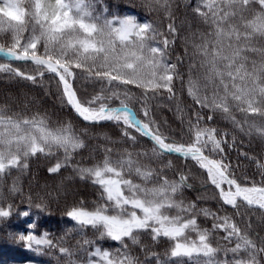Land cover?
Listing matches in <instances>:
<instances>
[{"label": "snow or ice", "instance_id": "1", "mask_svg": "<svg viewBox=\"0 0 264 264\" xmlns=\"http://www.w3.org/2000/svg\"><path fill=\"white\" fill-rule=\"evenodd\" d=\"M97 2L29 0L25 9L20 0H0V33H9L7 42L0 43V58L7 60L0 62V73L32 83L49 73L57 79L62 103L84 122L90 126L111 122L132 145L137 143L133 131L149 138L153 145L150 152L133 154L125 150L118 160L113 161L106 155L91 168L77 169L82 178L87 176L99 186L102 202L88 209L81 201L67 212V217L81 233L91 227L100 237L110 238L121 246L115 251L94 247L88 254L87 264H138L128 251V242L139 243L141 232L149 233L153 241L161 237L174 241L169 254L181 258L180 264L184 257L194 259L196 264H260V258L264 257V237L252 239L231 217L219 216L205 208L197 212L195 204L185 205L178 200L177 195L191 187L189 176L180 173L178 180H169L162 172L134 159V155L160 159L168 154L190 159L206 172V183L214 186L223 205L237 212L242 204L264 210V180L260 186L255 181L251 186L237 181L223 155L226 133L218 135L217 129L203 125L204 118L197 112L194 121L187 122L190 142H178L161 132L151 118L149 93L154 96L164 90L172 97L175 95L173 82L180 79L176 64L168 63L176 35L170 0H142L147 10L161 7L168 13V36L153 23H141L134 16L114 14L109 18L103 13L95 14ZM194 12L210 25L211 31L201 33L200 42L193 45V56L199 58L197 63L203 70L204 83L202 89H194L191 72L196 64L190 63L189 95L201 109L223 114L243 131L240 121L232 115L233 108L245 116L252 113L264 118V48L254 43L257 38L264 39V0H200ZM5 24L7 28L3 27ZM25 32L27 36L23 35ZM250 54L259 59H250ZM180 59L177 57L178 62ZM16 61L31 62L36 66L35 73L28 74L13 67ZM75 69L81 70L82 79L99 82L100 91L82 100L73 86L77 77ZM129 85L142 90L143 120L126 102L132 98ZM114 99L119 101V106H111ZM212 118L210 114L208 120ZM251 129L264 137V126L253 124ZM232 143H235L234 137ZM82 147L84 142L72 131L70 123L50 129L46 117L8 115L0 106V176L11 167L26 169L27 163H21L22 158L26 161L37 153L50 155L53 148H62L64 160L49 168L50 174L58 173L71 153ZM165 167H171V162ZM257 167L264 170V164L257 163ZM125 173L135 174L145 183H133L125 178ZM153 180L156 181L154 186L148 187V182ZM238 200L242 204H238ZM170 210L177 214L169 215ZM10 214V210L0 207V218ZM201 214L213 220V229L223 231L226 241L235 239L234 247L224 249L225 259H216L219 249L212 246L209 231L200 228L195 218ZM246 224L251 230V224ZM31 227L34 229L35 225ZM189 233H195L198 239L190 240ZM19 240L26 242L29 249L35 246L36 251H40L41 246L58 247L47 233L39 237L32 233L21 234ZM84 243L92 244L91 241ZM58 250L67 258V264H77L72 259V250L62 246ZM229 252L232 259L227 258Z\"/></svg>", "mask_w": 264, "mask_h": 264}, {"label": "trees", "instance_id": "2", "mask_svg": "<svg viewBox=\"0 0 264 264\" xmlns=\"http://www.w3.org/2000/svg\"><path fill=\"white\" fill-rule=\"evenodd\" d=\"M28 2L29 0H20L21 7L28 9ZM199 3L200 0H170L171 21L176 26V35L175 44L169 50L168 63L176 64L180 79L173 82L175 95L172 97L164 90L154 96L149 93L150 115L161 132L178 142L187 143L192 138L188 132L187 122L194 121L195 114L200 112L204 118L203 125L217 129L218 135L227 134L224 137L227 143L223 145V155L237 181L247 186H251L255 181L260 186V182L264 180L262 175L264 170L259 169L257 163L264 164V137L252 130L251 125L264 126V118L252 113L245 116L244 113L233 108L232 115L240 121L243 127L241 131L223 114L219 112L212 114L209 109H201L189 95L190 63L196 64L191 72L195 82L194 89H202L204 83L203 70L197 63L199 58L193 56V45L200 42L201 33L207 34L211 31L210 25L194 12V8ZM104 9H107L106 13ZM101 13L109 18L114 14L121 17L134 16L141 23L145 21L153 23L164 35H169L168 13L161 7L149 11L142 0H98L95 4V14ZM24 19L27 23V15ZM3 27L7 28V25ZM27 34L25 32L23 35L27 36ZM8 36V32L0 33V37H3L0 43H6ZM254 43L256 47L264 48V39L257 38ZM177 57L181 58L179 62ZM250 59H259V57L250 54ZM0 62H7V60L0 58ZM12 66L28 74H34L36 70V66L31 62L16 61L12 63ZM75 71L77 77L73 81V86L82 100L100 91L99 82L84 80L80 76L81 70L75 69ZM128 87L132 98L126 102L143 120L145 117L141 111L142 90L135 85ZM207 93L210 95V90H207ZM107 94L105 92V95ZM0 106L6 109L8 115L25 118L37 115L46 117L50 129L70 123L72 131L84 142V147L73 151L68 162L58 173L50 174L49 168L58 161L64 160L62 148H53L50 155L37 153L29 156L26 161L22 158L21 163H27L26 169L11 167L0 176V207L10 210L11 213L9 217L0 218V264H67V258L58 250L60 246L74 252L72 259L77 261V264H87L88 254L94 247L108 251L120 249L119 242L100 237L99 232L91 227L84 228L81 233L74 222L67 217V212L73 206L79 205L81 201L88 209L102 202L99 186L94 185L91 178L87 176L82 178L77 169L91 168L101 163L106 155L113 161L118 160L125 150L133 154L150 152L153 146L150 139L133 131V135L137 136V143L132 145L121 136L120 128L111 122L90 126L69 106L62 103L57 79L49 73H45L42 79L38 77L36 83L10 76L8 73H0ZM111 106H119V101L112 100ZM210 114L213 118L208 120ZM106 149H110V153H106ZM134 159L141 165L162 172V175L167 176L169 180H178L179 174L184 173L189 176L188 183L191 187L184 188L177 195L178 200H182L185 205L195 204L197 212L205 208L219 216L231 217L252 239L264 237V210L247 206L241 201H238V204H242L239 212L231 206L223 205L214 186L206 183V172L190 159L180 158L177 154H168L160 159L134 155ZM169 161L171 167H165ZM125 178L131 179L136 184L145 183L135 174L125 173ZM155 183L156 181L153 180L148 182L147 186L152 187ZM13 187L15 191H12ZM25 212L29 214L25 216ZM168 214L176 215L177 213L175 210H170ZM195 218L200 228L209 231L212 246L219 249L216 259H225L224 249L234 247L235 239L231 242L226 241L223 231L213 229L211 218H206L202 214ZM246 222L251 224V230L247 228ZM32 225H35L34 229ZM29 233L38 237L47 233L48 238L58 247L48 249L41 246L40 251H36L35 246L29 249L26 242L19 240L21 234ZM188 235L190 240L198 239L195 233ZM138 239L137 244L128 242V251L136 258L138 264H180L181 258L171 257L169 254L174 241L164 237L153 241L152 236L147 232H141ZM85 241H91L92 244H85ZM227 258L232 259L230 252ZM182 264H196V261L184 257ZM260 264H264V257L260 258Z\"/></svg>", "mask_w": 264, "mask_h": 264}, {"label": "water", "instance_id": "3", "mask_svg": "<svg viewBox=\"0 0 264 264\" xmlns=\"http://www.w3.org/2000/svg\"><path fill=\"white\" fill-rule=\"evenodd\" d=\"M258 207V206H257Z\"/></svg>", "mask_w": 264, "mask_h": 264}]
</instances>
